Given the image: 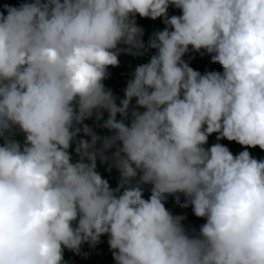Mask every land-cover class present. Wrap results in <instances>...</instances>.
<instances>
[{
    "label": "clouds",
    "instance_id": "obj_1",
    "mask_svg": "<svg viewBox=\"0 0 264 264\" xmlns=\"http://www.w3.org/2000/svg\"><path fill=\"white\" fill-rule=\"evenodd\" d=\"M190 51L223 71L194 70ZM119 56L146 62L118 105L104 81ZM93 118L111 133L100 148ZM213 134L245 150L209 147ZM256 147L264 0H0V264H76L64 250L81 246L114 264H264ZM98 159L118 170L115 188ZM181 195L198 231L165 205Z\"/></svg>",
    "mask_w": 264,
    "mask_h": 264
},
{
    "label": "trees",
    "instance_id": "obj_2",
    "mask_svg": "<svg viewBox=\"0 0 264 264\" xmlns=\"http://www.w3.org/2000/svg\"><path fill=\"white\" fill-rule=\"evenodd\" d=\"M182 11L180 9L175 8L174 6H170L168 9V17L170 18L173 15H181ZM137 18L136 23L140 27L141 22H147L149 23L147 26H150V22H148L147 19L144 17H140L138 14L135 17ZM164 20V18H162ZM163 27H167V25L164 23ZM144 35H143V40L144 42L148 43L149 39L153 36L150 34L149 31L143 30ZM184 59L191 65V67L196 70L201 72V74L208 72V71H219L222 72L223 68L221 65L218 63H213L211 60V56L207 53H198L195 51H190L187 53L184 57ZM119 66L118 67H109V73L110 76L104 81V84L106 88L111 89L115 97L117 98V104L119 105L120 100L124 98V89L127 86L128 80L131 78L132 73L134 72L135 68L141 64L146 62V60H131L128 58H123L122 56H119ZM133 105H135V100H133ZM143 111V109H140ZM86 123V122H85ZM88 123V124H87ZM86 124L92 128V130L101 137V141L98 142L97 148H100L102 145V140L103 137L111 135V133L103 128L102 122H98L95 118L92 119V121H88ZM217 135L218 134H213L209 137L208 145L209 147L212 144H215L217 142L224 144L227 146L230 151L234 154L237 155L241 151L245 150V147L238 144L235 141H228L227 139H223L220 141H217ZM87 140H91V137L86 136ZM251 155L259 160H264V150H261L259 147L256 148H248L247 149ZM115 149L109 150L106 155L111 157L113 155V152ZM109 164L103 163L98 159L97 161V171L102 175L104 179H107L110 183L111 186H117L120 180V174L117 169L112 168L111 171L108 170ZM144 193H147L151 195V190L150 186L145 185L144 186ZM185 202V198L181 195L180 197V204L176 202V199L174 196H169L168 200L166 201L165 205L168 204H175L177 206H180ZM187 211V212H185ZM173 215H181L184 216L185 219L182 221L184 226L189 229L193 230V227L201 226L202 223L198 222L193 224V221H199L201 218H198L194 215L192 208L191 207H181L179 209H174L171 212ZM189 225L191 227H189ZM102 249L107 250L109 253L112 252L110 249L109 243H108V236H102L100 243H98ZM74 255L76 257V264H114L111 255L109 257L105 258H95L92 256L91 250L87 249L84 246H81L80 252L77 254L75 252H72L68 249L64 250V259L66 260L69 255Z\"/></svg>",
    "mask_w": 264,
    "mask_h": 264
},
{
    "label": "rangeland",
    "instance_id": "obj_3",
    "mask_svg": "<svg viewBox=\"0 0 264 264\" xmlns=\"http://www.w3.org/2000/svg\"><path fill=\"white\" fill-rule=\"evenodd\" d=\"M158 23H159V21H156V22H155V24H154V28L152 29L153 33L156 32L157 27H158ZM118 115H119V114H118ZM119 117H120V116H119ZM120 119H121V118H120ZM127 122H128V121H126V123H127ZM112 187L115 188L116 186H112ZM149 197H150L149 194L144 193V198H145V199H147V198H149ZM198 222L204 224L206 221H205V219L201 218V220H199V221H193V224L195 225V223H198ZM189 227H191V226L189 225ZM199 228H200V226L193 227V230L198 231Z\"/></svg>",
    "mask_w": 264,
    "mask_h": 264
}]
</instances>
